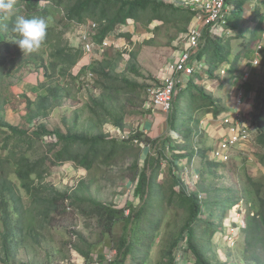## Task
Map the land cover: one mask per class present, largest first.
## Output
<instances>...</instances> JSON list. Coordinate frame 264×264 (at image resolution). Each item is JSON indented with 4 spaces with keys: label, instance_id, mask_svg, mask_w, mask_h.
I'll use <instances>...</instances> for the list:
<instances>
[{
    "label": "rangeland",
    "instance_id": "1",
    "mask_svg": "<svg viewBox=\"0 0 264 264\" xmlns=\"http://www.w3.org/2000/svg\"><path fill=\"white\" fill-rule=\"evenodd\" d=\"M157 1L171 5L174 0ZM234 1L231 0L230 3L236 10ZM254 1L246 0L243 11L235 17L236 27L229 26L234 32V36L224 37L228 49L231 50L228 63L222 66V68L226 65L229 66L226 69V74L221 75L222 68L217 56L210 57V60L207 59L209 68H218L215 79L204 77L202 78L203 83H201L199 77L198 83L194 85L195 91L204 89L208 95L214 90L223 88L222 91L228 92L230 99L233 95L230 93L234 91V88H237L234 104L230 109L232 110L240 89L239 85L246 84L242 90L246 96L245 109L250 114L259 104V93L264 92V49L258 55L255 53L256 46L261 41L262 29H264V4L259 7V11L249 16V7L251 4H255ZM160 15L163 17L161 20L156 17L153 11L149 10L141 14L139 24L131 23L129 27L117 26L118 30L114 32L115 37L112 38L114 44L102 55L91 57L83 55V43L79 35L81 31L78 30L75 23L59 42L53 40L51 45H41L40 48L30 52L29 57L34 55L33 59H26L27 62L23 68L18 70V64L10 72H8V68L7 70L0 68V103L6 101L0 113L8 123L28 135H33L36 129L42 125L49 131H59L63 134L71 132L87 137L104 134L109 139H119L120 143L129 141L124 140L125 137L131 136L130 133L134 132L135 134L142 133L152 140L150 144L135 141L129 149L125 152L120 151L110 161L106 162L100 158L89 171L76 167L74 163L49 164L51 169L41 183V186L47 189L42 191L49 196H55L52 191H56L74 197L79 191V196L90 195L101 203L114 205L117 208L128 206L140 208L143 202L135 195L136 181L133 180L135 171L132 168L135 163H138L136 172L144 170L150 175L159 164L162 170L158 183L164 201L160 199L158 202L160 204L158 217L152 215L149 219L156 220V222L159 219L161 221L160 228L156 231L150 228V237L139 248L136 259L131 255L124 264H140V260L145 255L148 257L145 264H159L163 259V252L173 240L177 239L188 219L186 209L178 208L176 202L173 206H169L165 200V197H170L174 185V179L169 173L172 169L170 157L173 152L166 144V139H168L166 133L161 138L149 134L151 130L148 127L153 119V107L149 106L145 88L155 84L163 77L168 63L178 53L177 45L185 39L193 21L189 23L187 18L179 14L174 16L171 12L164 10H161ZM249 18L251 19L249 20ZM63 19H65L64 11L58 10L50 20L49 26L57 27L58 32L63 31ZM260 23L261 25H259ZM122 33H128L130 37H122ZM59 47H67L71 54L80 51L78 64L66 71H62L63 67H61L55 74L49 71L51 78L48 79L45 69L53 60L51 55ZM132 54L137 57L135 61H132ZM245 54L248 65L240 66L244 70L229 72L235 58L241 57L242 61ZM255 57L259 60V66H254L252 63ZM106 58L118 60L117 70L111 73L110 78L92 72L93 61ZM132 64L136 66L139 75L130 71ZM247 73L250 75L245 81L243 79ZM125 81L136 83L139 88L135 90L128 88ZM25 83L34 86L33 93L25 94L23 92ZM208 85L212 87L206 88ZM49 87L59 89V96L54 99L55 107L49 111L48 116L28 122V100L46 95ZM189 99V96L181 97L180 111L184 116L176 119L175 123L177 129L186 125V135L193 138L195 130L199 126L200 116L197 113L201 111L196 112V107L202 108L204 105H201L198 100ZM206 106L204 107L205 111L211 107ZM211 111L213 110L211 109ZM117 120L123 121L124 129L120 130L121 134L116 127ZM199 135L201 134L198 133V137ZM9 136L10 133L6 129L0 128V152ZM167 137L178 143L176 144L177 149L182 151L187 149V145L184 144L185 139L180 137L178 132L173 134L169 130ZM198 137L195 138L196 145L203 149L199 144ZM16 141L18 150L28 151L30 157L37 158L46 155L45 153L49 152V145L57 139L49 136L42 141L38 140L30 150L29 143L19 142L18 139H15L14 142ZM203 150L207 151L208 149L204 148ZM263 154L264 151L256 145L245 146L242 150L234 152L231 162L227 165L211 166L198 157L191 163L183 160L178 166L180 170L177 173L182 178V183L180 186H176L175 190L180 191L184 183L185 185L192 183L189 190L203 194L202 200L207 201L203 210L206 213L202 217L203 222L208 220L207 206L215 202L216 198L223 201L230 195H237L234 199L235 204L226 213L223 221L214 218L215 228L213 229H216V233L212 237L209 231L208 233L204 232L205 226L202 225L198 228V235L202 238L201 243L212 264H253V253H260L264 257V245L259 246L257 250L250 251L246 244V234L243 232L249 226L251 217L256 214L261 199H264V167L258 159ZM197 175H201V179H195ZM8 176V179L20 186V182L12 170ZM81 181L85 185L80 186ZM36 184L38 185L39 182L37 181ZM227 190L231 193L226 192ZM18 191L26 213L24 226H17L18 216L15 214V231L9 238L14 249L7 258L4 248L7 231L0 210V264H85L87 261L80 254L78 248L87 251L89 245H94L91 255L93 259L98 260L104 259L114 250L118 251L119 240L123 235L124 228L122 222L115 226L112 237L105 240L97 220L83 216L78 209L71 206L72 199L59 201L57 204L60 212L52 214L50 218L42 221L37 217L38 208L32 198L23 189L19 188ZM145 226L146 224L143 223V230H145ZM128 230L126 236L130 239L131 233L130 229ZM178 261L179 264H195L193 255L184 253V251L178 253Z\"/></svg>",
    "mask_w": 264,
    "mask_h": 264
},
{
    "label": "trees",
    "instance_id": "2",
    "mask_svg": "<svg viewBox=\"0 0 264 264\" xmlns=\"http://www.w3.org/2000/svg\"><path fill=\"white\" fill-rule=\"evenodd\" d=\"M246 0H235L234 3L237 9L232 13L229 19V26L236 27L234 24L235 17L243 11V6ZM62 10L65 13V19L62 20V30L58 32L57 27L50 25V20L55 15V12ZM153 11L156 17L160 20L163 17L160 15L161 10L171 12V14L180 15L187 18L190 23L195 17V13L188 9H182L176 5L158 2L157 0H16V11L13 16L8 18H0V68L1 70L14 69L18 64V70L23 68L26 59H33L32 55L29 57L28 52L22 53L19 47L14 43L17 37L11 32V26L14 19V15L22 14L31 18L33 16L44 17L48 23L47 37L42 45H51L53 40L60 41L72 28L73 24H87L92 21L99 25L98 34L96 35L97 41H103L109 34L117 31V26L129 27L131 23L137 25L141 21V14L147 11ZM261 25V23L259 24ZM261 28V27H260ZM122 37H130L128 33H122ZM73 52V50H71ZM217 56L218 62L222 68L223 64L228 63L231 56V50L228 49L226 39L224 37H206L205 46L200 52L199 57L210 60V57ZM53 59L51 63L46 67V76L51 78L49 71L52 74L56 73L61 67L62 71L69 70L78 64L80 58V51H75L73 54L69 53L67 47H59L51 55ZM132 61H135L137 57L135 54L131 55ZM34 61V60H33ZM209 62V61H208ZM242 64L248 65L247 55H244V59L241 61V57H236L229 69V72L239 71L242 68ZM9 65V66H8ZM43 65V64H42ZM8 66V67H7ZM65 66V67H64ZM92 72L97 73L105 78H110L111 73L115 72L118 67V60L112 58H106L103 60L95 59L93 61ZM245 66V65H244ZM67 68V69H66ZM218 68L212 67L209 71V77L215 79L216 70ZM61 71V72H62ZM130 71L136 75L139 72L135 65L132 64ZM204 75L200 76L202 79ZM128 88L138 89L139 86L136 83L125 81ZM159 80L155 83L158 84ZM193 81L190 83L189 88L186 91H182L174 99L173 111L169 117V124L171 125V131L178 132L180 136L185 139V145L187 149H177L178 144L171 138L167 137L166 144L172 150L173 155L170 157V176L174 179L173 189L169 198L165 197L169 206H173L176 202L178 208L186 209L188 212V219L185 225L181 229L177 239L173 240L163 252V259L159 264H179L178 253L184 251V253H191L194 258L195 264H212L209 257L206 254L205 249L201 243V237L198 235V228L205 226V233L208 231L211 233V237L216 233L214 218H219L223 221L226 213L235 204L234 199L237 195H230L225 200H218L209 204L207 221L203 222L204 206L207 201L200 198L201 193H194L189 190V185L184 186L182 184L181 190L176 191V186H180L182 178L178 176L177 171L179 164L183 160H187L191 163L194 159L200 157L201 160L208 162L211 166L220 167L227 165L224 163H217L208 159V152L200 149L195 144L194 138H190L186 135V125L176 128L175 120L180 116H184L180 111V99L181 97L188 96L190 90V97H196L201 105L209 103L214 110L215 116L224 112V108L215 106L213 98L207 94L204 89H198V95H193ZM239 85V88L244 87ZM145 93L147 95V89ZM195 90V89H194ZM59 96V89L47 88V94L39 96L36 99L30 98L28 100L29 118L28 122H33L35 119L48 116L50 110L55 107L54 99ZM6 101L0 103V110L3 109ZM258 105H256L254 112L251 113V119L253 124L257 128L256 146L264 151V92L258 95ZM200 108V107H199ZM199 108H196L198 110ZM174 112V114H173ZM116 127L119 130L124 129L123 121H116ZM0 128L6 129L10 136L5 140L0 152V210L4 221V226L7 231L5 234L4 248L9 254L14 249L13 243L9 241L10 236L14 234V215L18 216L17 226H24L25 210L22 205V198L19 195V188L23 189L26 194L32 198L33 203L37 206V217L42 221L51 217L52 214L60 212L58 206L59 201L72 199L71 206H74L87 218H94L97 220L98 227L101 230L103 238H111L115 229V226L122 222L124 224L123 235L119 240L118 245V260L117 264H124L129 256H133L136 259V255L139 254V248L145 244L146 240L150 237V228L155 231L160 228V220H150L153 215L158 217V211L160 209L159 200H163V193L159 185V175L161 167L158 166L148 175L147 171H138V163H135L132 170L135 171L133 180L136 181L135 195L141 199L143 205L140 208L128 206L125 208H117L114 205H107L92 198V196H79L77 194L74 197H70L69 194H61L56 191L55 196L46 195L42 190H47L41 186V183L45 179V175L49 172L51 167L49 164L62 165L65 163H74L76 167L83 168L87 171L91 170L93 166L100 160L104 161L112 160L120 151L125 152L131 145L137 141H143L147 144L151 143V139L142 133H137L129 139L127 142H119L117 138L109 139L107 135L99 134L93 137H87L85 135H77L68 132L63 134L59 131H49L45 126H39L33 135L20 131L19 128L8 123L4 116L0 113ZM53 136L57 141L49 145V152L46 155L33 158L28 155V151L18 150V143L23 141L29 143V150L32 149L35 142L42 141L44 138ZM26 137V139H23ZM127 144V145H123ZM196 146L199 151H196ZM188 150V152H186ZM179 152V153H177ZM186 152V154H184ZM52 155L50 156V154ZM177 153V154H175ZM260 164L264 167V154L258 157ZM149 163V162H147ZM16 175L17 180L20 182V186L8 179L9 172ZM39 182L37 185L36 182ZM80 186L85 185L84 182H80ZM189 191V192H188ZM51 192V193H52ZM219 192V191H218ZM231 193V191H226ZM66 208V207H65ZM65 212V211H63ZM217 214V215H216ZM146 224L145 230L142 225ZM130 229V239L127 238L126 232ZM246 234V244L248 249L257 250L259 246L264 245V199H261V204L249 221V226L243 230ZM145 237L142 238V236ZM145 240V241H144ZM184 243V245H181ZM94 245H89L87 251H82L78 248L80 254L86 259V263L93 260L91 255V249ZM253 250V251H254ZM258 252V251H257ZM145 255L140 264H145L147 260ZM165 260V261H164ZM253 264H264V257L260 253L252 254Z\"/></svg>",
    "mask_w": 264,
    "mask_h": 264
},
{
    "label": "built area",
    "instance_id": "3",
    "mask_svg": "<svg viewBox=\"0 0 264 264\" xmlns=\"http://www.w3.org/2000/svg\"><path fill=\"white\" fill-rule=\"evenodd\" d=\"M230 2L231 0H174L172 2L179 8L192 11L195 13V17L192 19L193 24L185 35V39L177 45L178 53L168 63L165 74L158 84H153L147 89L146 96L149 106L163 112L168 119L173 111L174 99L179 93L186 91L192 81L194 84L198 83L199 77L201 75L207 76L210 71L207 59L199 57L205 46L206 37L234 36V32L229 27V19L235 9ZM254 2L255 4H251L249 8V16L259 11V7L264 4V0H255ZM89 22V24H77L78 30L81 31L79 35L83 43V55L85 57L102 55L114 44L112 38L115 37V34L111 33L103 41H97L96 35L98 34L99 25L92 21ZM263 30L260 35L261 41L255 49L257 55L264 49ZM252 63L254 66H259L258 58L255 57ZM227 67L229 66L226 65L221 69V75L226 74ZM249 75L247 73L243 80L246 81ZM242 89L243 87L237 92L233 109L229 112H222L214 119V122L222 128L223 132L220 135L219 144L208 153L210 161L228 164L231 162L234 152L242 150L245 146L256 145L258 132L250 117L251 114L245 109L246 96ZM118 131L121 134V131ZM172 133H175V131H172ZM130 134L133 136L135 132ZM131 136L125 137L124 140H129ZM195 144H197V141H195ZM196 151H199L197 146ZM195 179H201V175H197ZM202 196L203 194L200 196L201 199ZM118 256V251L114 250L102 260L93 259L85 264H117Z\"/></svg>",
    "mask_w": 264,
    "mask_h": 264
},
{
    "label": "crops",
    "instance_id": "4",
    "mask_svg": "<svg viewBox=\"0 0 264 264\" xmlns=\"http://www.w3.org/2000/svg\"><path fill=\"white\" fill-rule=\"evenodd\" d=\"M250 8V7H249ZM252 23V22H250ZM242 71L244 70V68L242 67L241 69ZM204 78V77H203ZM205 78H209V75L205 76ZM201 83H203V80L200 79L199 80ZM204 85V84H203ZM23 86V92L26 93H33V89L34 86L29 85V83H25ZM209 87H212L211 85H208L206 88L209 89ZM194 88V87H193ZM223 88H220L217 91H212V93H209L212 97L213 100L215 101V106L217 107H222L224 108V110H230L234 104V97H235V93L237 88H234V91H232L230 94H233L231 96V99L229 98V93L228 92H223L222 91ZM197 90L195 91L193 89V93L192 94H197L198 92ZM190 90L188 91V96L190 97ZM196 96V95H195ZM226 97V99H225ZM189 100H193L196 101V97H190ZM220 100V101H218ZM221 104V105H220ZM205 105H209L211 106L210 108H208L206 111L204 109V106L202 108H199L196 112L198 116H200L199 118V126H197L198 128L195 130V135L193 136L194 140L196 137H198V133L201 134L198 137L199 140V144L200 146L204 149L206 148L207 151L212 150L214 147H216L219 144V141L221 139L222 135V128H220L213 120V118H215V114H214V110L212 107V105H210L209 103L205 104ZM204 109V111H203ZM211 109L213 111H211ZM251 112V111H250ZM152 117L153 119H151V124L148 128H150L149 130H151V133L149 132V130H147L150 134V136L154 135L156 138H161L165 133L168 135V131L171 130V125L169 124V120L167 119V116L161 112L160 110L157 109H152ZM201 122L203 123L201 125ZM166 135V138H167ZM152 138V137H151ZM164 138V137H163Z\"/></svg>",
    "mask_w": 264,
    "mask_h": 264
},
{
    "label": "clouds",
    "instance_id": "5",
    "mask_svg": "<svg viewBox=\"0 0 264 264\" xmlns=\"http://www.w3.org/2000/svg\"><path fill=\"white\" fill-rule=\"evenodd\" d=\"M16 11V0H0V18L13 16ZM48 23L46 18L22 14L14 15L11 32L17 39L15 44L24 52H33L40 48L47 37Z\"/></svg>",
    "mask_w": 264,
    "mask_h": 264
},
{
    "label": "bare ground",
    "instance_id": "6",
    "mask_svg": "<svg viewBox=\"0 0 264 264\" xmlns=\"http://www.w3.org/2000/svg\"><path fill=\"white\" fill-rule=\"evenodd\" d=\"M173 134H175V133H173Z\"/></svg>",
    "mask_w": 264,
    "mask_h": 264
}]
</instances>
